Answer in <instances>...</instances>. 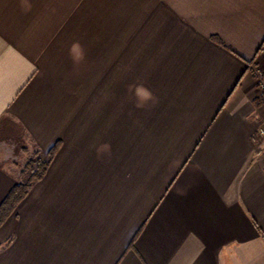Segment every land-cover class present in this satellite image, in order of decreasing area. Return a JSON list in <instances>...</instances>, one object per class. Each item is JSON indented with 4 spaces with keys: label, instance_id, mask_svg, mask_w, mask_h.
<instances>
[{
    "label": "crops",
    "instance_id": "obj_1",
    "mask_svg": "<svg viewBox=\"0 0 264 264\" xmlns=\"http://www.w3.org/2000/svg\"><path fill=\"white\" fill-rule=\"evenodd\" d=\"M31 3L0 0V205L58 149L0 264H264V0Z\"/></svg>",
    "mask_w": 264,
    "mask_h": 264
},
{
    "label": "clouds",
    "instance_id": "obj_2",
    "mask_svg": "<svg viewBox=\"0 0 264 264\" xmlns=\"http://www.w3.org/2000/svg\"><path fill=\"white\" fill-rule=\"evenodd\" d=\"M21 10L29 12L32 9L31 0H19ZM70 58L72 60L74 70L78 71L80 66L85 63L87 53L84 45L75 40L69 47ZM128 91L134 102V107L138 109H148L155 106L159 102V98L144 83H136L128 86ZM93 150L98 157H101L111 151V145L107 142H101L92 145Z\"/></svg>",
    "mask_w": 264,
    "mask_h": 264
},
{
    "label": "trees",
    "instance_id": "obj_3",
    "mask_svg": "<svg viewBox=\"0 0 264 264\" xmlns=\"http://www.w3.org/2000/svg\"><path fill=\"white\" fill-rule=\"evenodd\" d=\"M57 149L58 147L54 146L48 153L34 151L30 154L21 170V183L12 188L0 205V222L11 212L17 202L26 195L33 183L43 177Z\"/></svg>",
    "mask_w": 264,
    "mask_h": 264
},
{
    "label": "built area",
    "instance_id": "obj_4",
    "mask_svg": "<svg viewBox=\"0 0 264 264\" xmlns=\"http://www.w3.org/2000/svg\"><path fill=\"white\" fill-rule=\"evenodd\" d=\"M264 136V129L260 128L257 133H256V136Z\"/></svg>",
    "mask_w": 264,
    "mask_h": 264
}]
</instances>
